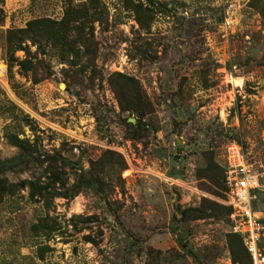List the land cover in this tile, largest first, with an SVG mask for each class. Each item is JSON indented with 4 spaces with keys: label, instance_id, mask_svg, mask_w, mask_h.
<instances>
[{
    "label": "rangeland",
    "instance_id": "obj_1",
    "mask_svg": "<svg viewBox=\"0 0 264 264\" xmlns=\"http://www.w3.org/2000/svg\"><path fill=\"white\" fill-rule=\"evenodd\" d=\"M230 144L264 184V0H0V264L230 263Z\"/></svg>",
    "mask_w": 264,
    "mask_h": 264
},
{
    "label": "built area",
    "instance_id": "obj_2",
    "mask_svg": "<svg viewBox=\"0 0 264 264\" xmlns=\"http://www.w3.org/2000/svg\"><path fill=\"white\" fill-rule=\"evenodd\" d=\"M255 165L237 144L226 146L219 165L223 182L220 203L230 209L229 231L239 238L247 264H264V215L254 207L256 195L264 189V184Z\"/></svg>",
    "mask_w": 264,
    "mask_h": 264
},
{
    "label": "trees",
    "instance_id": "obj_3",
    "mask_svg": "<svg viewBox=\"0 0 264 264\" xmlns=\"http://www.w3.org/2000/svg\"><path fill=\"white\" fill-rule=\"evenodd\" d=\"M208 163L205 165L206 169L216 168L215 164L211 162L210 157L207 158ZM205 169V170H206ZM1 170V168H0ZM220 173L218 179H221L222 182V171L219 167ZM218 170V171H219ZM204 175V173H202ZM209 181L212 183L217 184V181L214 176L210 177L205 175ZM220 177V178H219ZM219 183V180H218ZM222 192H223V182H222ZM230 209L227 206L219 205L213 201L207 199H201L198 206L196 207H187L181 208L179 210V219L181 221H186L189 219H200V218H207V217H216L219 215H228ZM85 241L93 243V240H90L88 237L83 236ZM225 241L227 245V250L229 253L230 263L231 264H247L248 258L247 255L240 243L239 238L234 234H226Z\"/></svg>",
    "mask_w": 264,
    "mask_h": 264
}]
</instances>
